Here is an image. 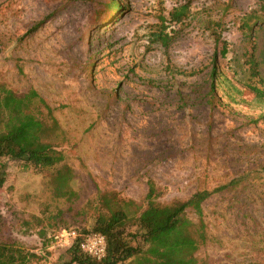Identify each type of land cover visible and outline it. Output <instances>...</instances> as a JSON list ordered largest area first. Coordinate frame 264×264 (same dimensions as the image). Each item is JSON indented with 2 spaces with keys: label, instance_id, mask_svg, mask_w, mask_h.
I'll return each instance as SVG.
<instances>
[{
  "label": "rangeland",
  "instance_id": "obj_1",
  "mask_svg": "<svg viewBox=\"0 0 264 264\" xmlns=\"http://www.w3.org/2000/svg\"><path fill=\"white\" fill-rule=\"evenodd\" d=\"M181 5L187 14L175 22ZM260 5L0 0V83L17 92L32 85L53 109L78 194L72 203L56 199L48 177L7 161L0 216L34 255L29 264H68L58 232L90 229L100 193L116 192L140 212L149 185L161 204L212 191L202 203L208 241L200 259L264 263V23L251 22L252 32L244 25ZM253 43L263 54L259 76L248 62ZM215 55L221 79L211 99ZM46 205L62 218L27 230L23 220ZM186 214L198 221L193 209Z\"/></svg>",
  "mask_w": 264,
  "mask_h": 264
},
{
  "label": "trees",
  "instance_id": "obj_2",
  "mask_svg": "<svg viewBox=\"0 0 264 264\" xmlns=\"http://www.w3.org/2000/svg\"><path fill=\"white\" fill-rule=\"evenodd\" d=\"M260 3L261 15L251 13L244 23L250 32L254 29L253 24L264 23V0ZM113 7L122 8V5L115 1ZM187 10V5H181L171 12V18L180 22ZM250 50V69L254 70L253 76H259L263 54L255 55L256 43ZM213 60L208 91L211 99L215 98L217 81L221 79L216 55ZM249 88L257 91L252 85ZM61 133V125L53 109L32 85L23 92H17L0 83V188L6 180L7 161L14 160L21 162L22 168H31L48 177L54 198L74 202L78 194L70 186L73 170L58 149L63 140ZM211 193L201 190L186 200L161 204L156 201L159 191L149 185L145 197L147 206L140 212L138 205L120 198L116 192L100 193L96 199L100 208L94 214L91 228L79 232L103 234L107 241V255L102 260L93 259L80 250V238H77L66 249L68 264H210L206 257L200 259L196 253L208 241L202 203ZM128 207H133L132 216L126 210ZM188 208L198 216L197 222L188 218ZM40 213L30 214L23 220L27 230L33 226H45L44 222L47 226L54 225L63 215L59 208L52 213L49 205ZM43 226L39 229L40 235L45 234ZM8 228L0 216V264H29L34 255L8 233ZM248 264L264 263L251 261Z\"/></svg>",
  "mask_w": 264,
  "mask_h": 264
},
{
  "label": "built area",
  "instance_id": "obj_3",
  "mask_svg": "<svg viewBox=\"0 0 264 264\" xmlns=\"http://www.w3.org/2000/svg\"><path fill=\"white\" fill-rule=\"evenodd\" d=\"M58 246L69 248L73 241L80 238V250L96 260H102L107 255V241L100 233H80L75 229H62L54 236Z\"/></svg>",
  "mask_w": 264,
  "mask_h": 264
}]
</instances>
